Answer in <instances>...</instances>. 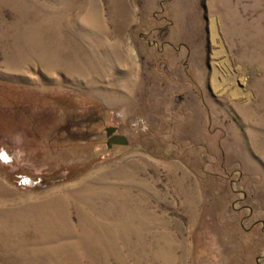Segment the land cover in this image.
Here are the masks:
<instances>
[{"label":"rangeland","instance_id":"1","mask_svg":"<svg viewBox=\"0 0 264 264\" xmlns=\"http://www.w3.org/2000/svg\"><path fill=\"white\" fill-rule=\"evenodd\" d=\"M0 264H264V0H0Z\"/></svg>","mask_w":264,"mask_h":264},{"label":"water","instance_id":"2","mask_svg":"<svg viewBox=\"0 0 264 264\" xmlns=\"http://www.w3.org/2000/svg\"><path fill=\"white\" fill-rule=\"evenodd\" d=\"M113 131V129H111V131L109 130L108 134H110ZM109 146L113 143V144H118V145H126V140L121 137V136H113L110 140H109Z\"/></svg>","mask_w":264,"mask_h":264},{"label":"built area","instance_id":"3","mask_svg":"<svg viewBox=\"0 0 264 264\" xmlns=\"http://www.w3.org/2000/svg\"><path fill=\"white\" fill-rule=\"evenodd\" d=\"M28 183H29V181L27 179H25V178L20 179V184L24 185V184H28Z\"/></svg>","mask_w":264,"mask_h":264},{"label":"bare ground","instance_id":"4","mask_svg":"<svg viewBox=\"0 0 264 264\" xmlns=\"http://www.w3.org/2000/svg\"><path fill=\"white\" fill-rule=\"evenodd\" d=\"M215 30H214V27L212 26L211 27V35H212V37H215ZM158 253L160 254V251H158Z\"/></svg>","mask_w":264,"mask_h":264},{"label":"flooded vegetation","instance_id":"5","mask_svg":"<svg viewBox=\"0 0 264 264\" xmlns=\"http://www.w3.org/2000/svg\"><path fill=\"white\" fill-rule=\"evenodd\" d=\"M113 131H114V129H113ZM113 131L111 132V134H110V135H112V136H115ZM108 135H109V134H108Z\"/></svg>","mask_w":264,"mask_h":264}]
</instances>
